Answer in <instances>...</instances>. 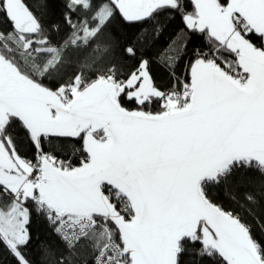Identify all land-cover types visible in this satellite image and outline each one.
<instances>
[{
  "label": "snow or ice",
  "instance_id": "snow-or-ice-1",
  "mask_svg": "<svg viewBox=\"0 0 264 264\" xmlns=\"http://www.w3.org/2000/svg\"><path fill=\"white\" fill-rule=\"evenodd\" d=\"M58 7L0 0V60L55 97L0 66V264H264V0ZM65 30L75 71L20 70Z\"/></svg>",
  "mask_w": 264,
  "mask_h": 264
},
{
  "label": "trees",
  "instance_id": "trees-1",
  "mask_svg": "<svg viewBox=\"0 0 264 264\" xmlns=\"http://www.w3.org/2000/svg\"><path fill=\"white\" fill-rule=\"evenodd\" d=\"M30 2L35 6L39 3H41V0H30ZM57 4H58V9H57V18H58V14L60 11H63V5L68 3V0H56ZM77 2V1H76ZM73 7H75V3H73L72 5ZM37 14L40 16V20H41V24L42 27H46L48 23H50V20L52 19V17L48 16V15H43L40 13L39 9H37ZM82 14V13H81ZM30 22V20H29ZM0 27H2V25H0ZM63 28V25H62ZM33 29H35L37 32H40L41 29H36L35 28V24ZM85 35L88 38H91V33H85ZM68 36V43L62 45L58 50L55 49L54 47H50L48 49H45V55H43L40 60L39 63H33V57L31 53H28L27 55L21 53L20 55L17 56L16 61L18 63V66L20 68V70L22 72L25 73H31L39 82V78L43 75V73L45 71L48 70V68H52L54 67L58 62H61V68L65 69L68 73H71L73 71H75V60H76V56L72 55V56H67L64 53V48H68V51L71 53L72 52V48L70 47V45L74 44L79 37L76 35H68L67 30L62 31L61 34H56L53 35V41L55 43H59L61 40L65 39V37ZM16 47L17 48H21L22 47V42L20 41H16L15 42ZM64 57V59H70L73 61L72 64H64L61 61V57ZM40 64H43L44 67L43 69L40 68ZM90 75H94L93 73H90ZM48 83H51V80L48 81ZM46 87V85H45Z\"/></svg>",
  "mask_w": 264,
  "mask_h": 264
},
{
  "label": "water",
  "instance_id": "water-1",
  "mask_svg": "<svg viewBox=\"0 0 264 264\" xmlns=\"http://www.w3.org/2000/svg\"><path fill=\"white\" fill-rule=\"evenodd\" d=\"M24 18L28 21L30 20V18L26 16ZM6 92H10L14 98H22L24 106L32 111L33 116L36 115L35 108L39 103L52 102L55 100V97L50 96L46 91L35 92L27 86L20 88L17 85V81L9 82L6 87ZM77 99H80V97L78 96Z\"/></svg>",
  "mask_w": 264,
  "mask_h": 264
},
{
  "label": "rangeland",
  "instance_id": "rangeland-1",
  "mask_svg": "<svg viewBox=\"0 0 264 264\" xmlns=\"http://www.w3.org/2000/svg\"><path fill=\"white\" fill-rule=\"evenodd\" d=\"M77 2H81V0H76ZM34 27V23H31L29 22V30L33 29ZM0 66L3 67L4 69V73H5V83H6V86L9 82H13V81H16L15 79V75H14V71H11L9 70V66L7 63H5L4 61L0 60ZM12 77V79H10L9 77Z\"/></svg>",
  "mask_w": 264,
  "mask_h": 264
}]
</instances>
